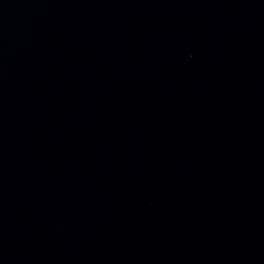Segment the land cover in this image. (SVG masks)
I'll return each instance as SVG.
<instances>
[{"label":"water","instance_id":"1","mask_svg":"<svg viewBox=\"0 0 264 264\" xmlns=\"http://www.w3.org/2000/svg\"><path fill=\"white\" fill-rule=\"evenodd\" d=\"M0 264H264V0H0Z\"/></svg>","mask_w":264,"mask_h":264}]
</instances>
